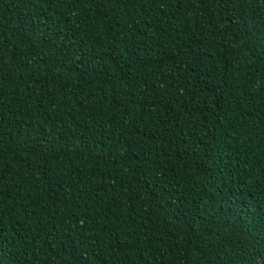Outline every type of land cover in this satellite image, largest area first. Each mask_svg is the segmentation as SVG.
Here are the masks:
<instances>
[{"label":"trees","instance_id":"16d2710c","mask_svg":"<svg viewBox=\"0 0 264 264\" xmlns=\"http://www.w3.org/2000/svg\"><path fill=\"white\" fill-rule=\"evenodd\" d=\"M0 264H264V0H0Z\"/></svg>","mask_w":264,"mask_h":264},{"label":"snow or ice","instance_id":"6c2138e0","mask_svg":"<svg viewBox=\"0 0 264 264\" xmlns=\"http://www.w3.org/2000/svg\"><path fill=\"white\" fill-rule=\"evenodd\" d=\"M3 79V75L2 74H0V80H2Z\"/></svg>","mask_w":264,"mask_h":264}]
</instances>
